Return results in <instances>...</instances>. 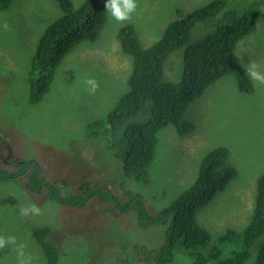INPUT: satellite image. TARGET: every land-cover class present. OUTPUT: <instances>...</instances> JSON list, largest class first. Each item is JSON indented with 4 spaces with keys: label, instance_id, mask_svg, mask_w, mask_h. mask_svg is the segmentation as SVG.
I'll return each mask as SVG.
<instances>
[{
    "label": "rangeland",
    "instance_id": "obj_1",
    "mask_svg": "<svg viewBox=\"0 0 264 264\" xmlns=\"http://www.w3.org/2000/svg\"><path fill=\"white\" fill-rule=\"evenodd\" d=\"M85 1L71 3L77 8ZM209 1L135 0L137 7L124 22L116 21L107 10L97 39L83 41L62 59L48 91L34 104L29 103L33 56L45 28L60 18V9L54 0H12L7 9L0 10V170L8 174L0 176V237L6 241L15 237V243L0 249V264H19L22 259L28 264H48L33 236L34 230L44 228L51 230V241L58 247V264H150L141 255L161 248L162 226L141 228L133 211L109 213L105 210L114 205L97 199L76 209L44 199L45 195L32 197L26 190L28 174L21 173L17 161L37 164L50 183L71 193L80 190L89 176L118 197L117 184L110 187V182L120 174V166L109 160L101 140L87 138L104 132L108 113L128 92L132 60L121 52L117 32L131 25L146 49L169 23ZM225 1L220 14L194 27L191 40L212 32L228 11L258 3L255 30L237 43L235 56L246 74L251 62L264 74V0ZM181 74L182 50H176L166 62V80L178 83ZM88 79L98 85L94 93L85 83ZM250 80V92L240 91L232 74L211 84L186 111L184 121L192 132L181 137L171 125L161 129L154 159L143 170L142 180H124L126 189L139 195L153 216L193 184L210 151L225 148V164L235 170V177L196 215L197 224L209 234V244L202 252L208 255L220 250L223 259L243 248L239 235L250 221L256 182L264 174V84ZM31 204L40 214L21 215V208ZM227 231L238 235L221 242ZM255 253L244 264H255ZM192 262L190 253L175 243L171 264Z\"/></svg>",
    "mask_w": 264,
    "mask_h": 264
},
{
    "label": "trees",
    "instance_id": "obj_2",
    "mask_svg": "<svg viewBox=\"0 0 264 264\" xmlns=\"http://www.w3.org/2000/svg\"><path fill=\"white\" fill-rule=\"evenodd\" d=\"M54 1L61 16L45 28L38 40L29 77L30 104L39 102L48 91L56 67L75 46L97 39L106 19L107 0H87L77 8H73L71 0ZM11 2L0 0V10L7 9ZM258 7V3H252L241 10L228 11L223 23L201 39L192 41V30L198 23L215 18L226 8L225 0H211L184 18L169 23L161 37L146 49L140 45L131 25L119 28L120 50L132 60L128 92L108 113L104 132L87 136L89 140H101L104 150L110 154L109 160L120 166V174L110 182V187L112 183L117 184L119 196L114 198L111 191L100 188L102 183L89 176L78 189L80 192L71 193L66 187L50 183L37 164L17 161L22 164L20 171L28 174L27 192L32 197L45 195L44 199L76 209H83L97 199L102 204L114 205L112 210H105L109 213L133 211L141 228L162 226L161 248L141 255L150 264H171L177 242L190 253L192 264H244L253 250L255 264H264V174L256 182L250 221L239 235L242 250L225 259L220 250L208 255L202 252L209 244V234L197 224L196 215L236 174L225 164L228 156L225 148L210 151L200 163L193 184L153 216L146 212L141 197L124 186L127 178L142 180L143 170L154 159L156 135L161 129L171 125L181 137L192 132V126L184 121L186 111L211 84L232 74L240 91L252 90L251 80L235 56V48L255 30ZM176 50H182V74L178 83H171L166 80L165 65ZM91 126L94 124L88 128ZM0 176L8 174L0 170ZM237 235L227 231L220 241L226 242ZM33 236L43 248L48 264H58V247L51 241V230L36 229Z\"/></svg>",
    "mask_w": 264,
    "mask_h": 264
},
{
    "label": "clouds",
    "instance_id": "obj_3",
    "mask_svg": "<svg viewBox=\"0 0 264 264\" xmlns=\"http://www.w3.org/2000/svg\"><path fill=\"white\" fill-rule=\"evenodd\" d=\"M136 7L135 0H107L105 4V9H107L118 22L129 20L130 14L135 11ZM5 28H7L6 24ZM257 68L258 65L255 62H251L246 66L247 74L253 81L264 84V74L257 71ZM85 83L90 86L89 91L91 93L96 91L98 85L93 79H88ZM29 213L39 215L40 209L34 204L21 208V215L27 216ZM6 243H15V237H9L7 241L3 237H0V249L4 248ZM21 255H23V253H21ZM19 264H28V261L22 259L19 261Z\"/></svg>",
    "mask_w": 264,
    "mask_h": 264
},
{
    "label": "flooded vegetation",
    "instance_id": "obj_4",
    "mask_svg": "<svg viewBox=\"0 0 264 264\" xmlns=\"http://www.w3.org/2000/svg\"><path fill=\"white\" fill-rule=\"evenodd\" d=\"M21 163H22V162H21ZM21 163H20V162H17L18 167H19L20 165L22 166V164H23L24 162H23L22 164H21ZM22 172L24 173V171H21V173H22ZM26 184H27V183H26Z\"/></svg>",
    "mask_w": 264,
    "mask_h": 264
},
{
    "label": "bare ground",
    "instance_id": "obj_5",
    "mask_svg": "<svg viewBox=\"0 0 264 264\" xmlns=\"http://www.w3.org/2000/svg\"><path fill=\"white\" fill-rule=\"evenodd\" d=\"M109 60V59H108ZM94 202H96V201H94ZM44 253V252H43ZM67 253V252H66ZM134 264V263H133Z\"/></svg>",
    "mask_w": 264,
    "mask_h": 264
}]
</instances>
